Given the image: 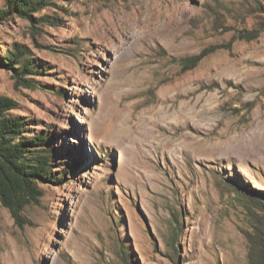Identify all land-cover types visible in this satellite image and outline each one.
I'll return each instance as SVG.
<instances>
[{"label":"rangeland","instance_id":"obj_1","mask_svg":"<svg viewBox=\"0 0 264 264\" xmlns=\"http://www.w3.org/2000/svg\"><path fill=\"white\" fill-rule=\"evenodd\" d=\"M32 16L0 20V57L24 45L38 86L0 64V95L51 131L65 173L24 227L0 203V264H249L264 0H49Z\"/></svg>","mask_w":264,"mask_h":264},{"label":"trees","instance_id":"obj_2","mask_svg":"<svg viewBox=\"0 0 264 264\" xmlns=\"http://www.w3.org/2000/svg\"><path fill=\"white\" fill-rule=\"evenodd\" d=\"M48 2L49 0H7L6 7L0 8V20L12 14L33 18L32 12ZM263 30L264 21H260L253 29L254 38ZM211 51L204 50L200 54L181 58L180 64L185 69H192ZM0 64L14 69L16 81H28L29 86H38L36 79H24L26 74L39 69V64L24 45L16 43L14 50H6L0 57ZM14 108L16 102L12 98L0 95V203L10 211L16 224L24 227L29 223L25 211L42 203V183L59 181L60 174L65 173V170L56 168V151L50 141L51 131L31 128L32 123L26 117L10 112ZM179 233L181 227L177 226L172 240L175 248V237ZM247 238L249 264H264V219L253 226Z\"/></svg>","mask_w":264,"mask_h":264},{"label":"bare ground","instance_id":"obj_3","mask_svg":"<svg viewBox=\"0 0 264 264\" xmlns=\"http://www.w3.org/2000/svg\"><path fill=\"white\" fill-rule=\"evenodd\" d=\"M260 136H262V134L260 135ZM260 136H259V140H260V142L261 141H263L264 142V136L260 139ZM240 138V137H239ZM251 139V138H250ZM249 140V139H248ZM257 141H258V139H257ZM195 142H196V140H195ZM244 142V141H243ZM250 142H251V140H250ZM259 142V141H258ZM240 144V143H239ZM262 144V143H261ZM254 145H255V142H254ZM242 146V145H241ZM251 146V145H250ZM240 147V146H239ZM244 147V146H243ZM247 147H248V145H247ZM231 148V147H230ZM243 149V148H242ZM245 149V148H244ZM252 149V148H251ZM260 149V148H259ZM261 150H263V149H261ZM232 152V151H231ZM252 152V151H251ZM257 152V151H256ZM263 152H264V150H263ZM251 154V153H250Z\"/></svg>","mask_w":264,"mask_h":264}]
</instances>
